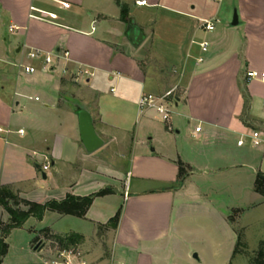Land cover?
I'll list each match as a JSON object with an SVG mask.
<instances>
[{"label":"crops","instance_id":"1","mask_svg":"<svg viewBox=\"0 0 264 264\" xmlns=\"http://www.w3.org/2000/svg\"><path fill=\"white\" fill-rule=\"evenodd\" d=\"M117 1L0 0V190L37 203L94 196L84 217H31L38 222L32 247H44L35 251L39 262L22 264L195 259L187 226L225 219L232 208L222 206V184L236 188L264 173V145L238 146L264 128V83L246 79L248 70L264 72V0H120L144 34L138 47ZM228 8L237 26L228 13L220 17ZM213 18L215 30H202V20ZM32 50L69 51L70 59L44 69L28 59ZM175 86L169 129L154 110L141 111L139 100ZM80 109L103 141L94 152L81 141ZM9 219L0 204V224ZM71 235L81 241L51 247Z\"/></svg>","mask_w":264,"mask_h":264},{"label":"rangeland","instance_id":"2","mask_svg":"<svg viewBox=\"0 0 264 264\" xmlns=\"http://www.w3.org/2000/svg\"><path fill=\"white\" fill-rule=\"evenodd\" d=\"M160 13L158 19L164 17V13ZM225 13H228L232 22L235 9L224 10L220 17L223 18ZM131 19L136 21L133 17ZM125 165L128 166L127 163ZM255 178L256 174L253 180L244 179L236 188L233 184L230 186L229 182L222 184V206L230 205V214L222 221L216 218L209 220L208 224L199 221L187 226L186 229L191 231L187 235L196 237L197 244L193 255L197 254L198 258L184 257L181 264H250L256 258L260 243L264 241V197L254 190ZM37 226L36 219L30 218L23 229L16 230L7 237L8 251L1 264L39 262L40 255L32 247L38 238L32 230L34 227L37 229ZM52 246L62 248L58 241H54Z\"/></svg>","mask_w":264,"mask_h":264},{"label":"trees","instance_id":"3","mask_svg":"<svg viewBox=\"0 0 264 264\" xmlns=\"http://www.w3.org/2000/svg\"><path fill=\"white\" fill-rule=\"evenodd\" d=\"M122 9V18L125 21H129V12L127 6L121 4L120 0L117 1ZM184 170L180 169L179 173V184L182 183L184 178ZM255 192L264 197V173L258 172L255 179ZM110 191L105 190L100 192L98 195H106ZM93 197H86L81 199H75L69 197L62 202L50 201L47 203L29 202L18 199L13 193L7 189L0 190V204L8 212L10 219L8 223L0 224V264L3 258L6 256L8 251V244L6 238L15 229L21 228L29 218L34 217L38 220H43L47 211H56L61 214L75 215L84 217L87 210L93 203ZM24 204L25 209L19 206ZM120 219V211L110 221V224L116 226ZM57 241L62 245V249L69 248L71 245L77 244L81 241V237L77 235H71L66 238H57ZM250 264H264V241L260 243L259 249L256 253V258L250 262Z\"/></svg>","mask_w":264,"mask_h":264},{"label":"built area","instance_id":"4","mask_svg":"<svg viewBox=\"0 0 264 264\" xmlns=\"http://www.w3.org/2000/svg\"><path fill=\"white\" fill-rule=\"evenodd\" d=\"M220 1V0H215ZM217 19H205L202 20L201 29L207 32L215 30ZM14 28V27H13ZM204 52L208 51L209 43L202 42L200 44ZM28 59L40 60L44 69H50L51 67H57L61 61H67L70 59L69 51H57L54 53H46L41 50H32L27 55ZM200 62L203 58H200ZM17 66L23 69L26 73H34L36 69L30 65L18 63ZM85 75H89L88 71L83 72ZM246 79L248 81L256 80L264 83V72L257 70H248L246 72ZM179 86H175L170 90L166 91L161 95L155 94H143L139 100V108L141 111L154 110L156 114L160 117L161 121L171 129V119L173 108L176 106L178 101ZM36 100H39L37 97ZM202 127L198 126L195 129L196 133L201 132ZM23 132V131H21ZM249 143L253 147H261L264 145V128L250 130L247 134L243 135L240 140H238V146H245ZM49 165H42L41 169L44 172L49 170ZM128 194L126 193L125 196ZM72 253V252H69ZM63 255V254H62ZM84 264V263H83Z\"/></svg>","mask_w":264,"mask_h":264},{"label":"water","instance_id":"5","mask_svg":"<svg viewBox=\"0 0 264 264\" xmlns=\"http://www.w3.org/2000/svg\"><path fill=\"white\" fill-rule=\"evenodd\" d=\"M239 23L238 15L235 13L232 25L237 26ZM128 29H127V36L129 41L136 47L140 46L144 40V34L141 31V29L135 25V22L129 18L128 21ZM79 117V127H80V135H81V141L84 144L85 148L89 152H94L100 147L103 146V141L97 134L92 116L86 109H80L78 112ZM42 177L44 179L47 178V175L45 173L42 174ZM44 245L43 243L39 242L34 246V251H41L43 249ZM194 258H198V255L195 254Z\"/></svg>","mask_w":264,"mask_h":264}]
</instances>
